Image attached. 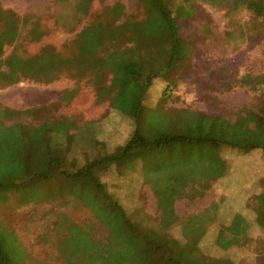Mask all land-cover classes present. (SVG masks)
I'll return each instance as SVG.
<instances>
[{
	"label": "rangeland",
	"instance_id": "obj_1",
	"mask_svg": "<svg viewBox=\"0 0 264 264\" xmlns=\"http://www.w3.org/2000/svg\"><path fill=\"white\" fill-rule=\"evenodd\" d=\"M76 2L0 0L3 8L28 18L27 28L38 22L48 32L39 41L22 36L5 47V56L13 51L35 55L47 44L73 56L78 32L116 2L124 6L121 21L145 18L138 0H93L88 13ZM193 7L191 17L183 20L191 58L153 81L143 112L147 115L162 101L166 110L192 111L204 132L215 126L219 134L233 135L211 118L216 115L233 120L243 115L244 128L254 129L250 112L260 105L264 86L253 89L243 78L264 77L263 19L240 0H194ZM87 80L68 73L50 83L23 79L0 87V104L16 110L43 108L41 119L72 121L61 120L64 135L72 138L67 156L82 164L115 152L135 131L132 118L111 104L122 84L119 74L109 75L100 92ZM128 107L134 108L130 101ZM246 137L243 131L235 134L240 142ZM198 149L215 155L202 160L195 158V148L173 144L157 153V162L151 151L145 159L150 166L131 159L102 172L101 180L141 237L159 232L177 264H264V229L256 214L263 190L262 151L209 145ZM206 178L204 195L191 199L192 189ZM21 189L0 192V240L11 264H159L138 247L130 230L102 224L76 197V187L65 184L58 173L25 195ZM183 190L186 195L181 196Z\"/></svg>",
	"mask_w": 264,
	"mask_h": 264
},
{
	"label": "trees",
	"instance_id": "obj_2",
	"mask_svg": "<svg viewBox=\"0 0 264 264\" xmlns=\"http://www.w3.org/2000/svg\"><path fill=\"white\" fill-rule=\"evenodd\" d=\"M76 1L75 6L88 13L93 0ZM138 1L144 10V19L135 21L128 18L121 21L124 6L119 2L104 8L92 22L82 27L72 41L73 56L49 44L35 55L13 51L5 56V47L22 36L30 41H39L48 32L38 22H33L27 28L30 24L27 17L18 16L13 10L0 6V87L19 83L23 79L50 83L62 73H68L73 78L86 77L100 92L107 77L118 73L122 84L111 104L131 117L135 128L132 137L115 152L78 164L67 156L71 151L72 138L64 135L67 129L64 131L66 125L61 120H65V123L70 120L54 117L41 119L39 115L43 108L16 110L0 104V192L22 188L19 192L25 195L30 188L55 179V173H58L65 184L67 182L70 187H76V197L94 212L102 224L109 229L124 226L130 230L137 238L138 247L151 254V260L159 264H177L159 232L149 231L141 237V232L132 224L124 207L102 182V172L137 158L150 166L145 159H149L151 151L155 153L157 162V153L170 150L173 144L195 148V158L200 157L202 160H211L215 155L213 151L198 149L204 145L241 150L260 149L264 162V92L260 105L250 112L256 121L254 129L244 128L246 120L243 115L236 120L225 116H209L224 125L223 128L228 127L226 130H233L230 136L219 134L215 126L204 132L196 124L192 111L166 110L162 108V101L146 115L143 112L144 100L153 81L170 75L191 58L193 50L183 20L189 19L195 8L194 0H182L181 3L178 0ZM240 2L250 13L264 21V0ZM243 80L248 85L253 84V89L256 84L264 86L263 76L247 75ZM129 101L133 109L128 107ZM54 121L58 122L57 126ZM149 128L153 131L150 132ZM238 131L247 133L244 142L236 140ZM208 179L192 189L191 199L204 195L209 187ZM262 185L256 214L259 226L264 229V173ZM180 195L184 196L186 192L183 190ZM110 239L113 240L111 236ZM10 253L12 255L11 250ZM107 255L108 262L110 254ZM12 256L15 258L16 254ZM67 256L71 261V256ZM11 263L0 240V264ZM95 264H101V261Z\"/></svg>",
	"mask_w": 264,
	"mask_h": 264
}]
</instances>
